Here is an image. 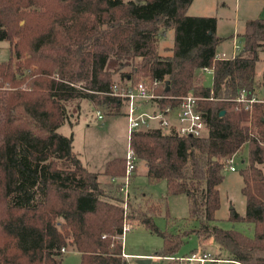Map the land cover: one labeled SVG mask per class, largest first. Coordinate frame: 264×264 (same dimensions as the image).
<instances>
[{
	"label": "trees",
	"instance_id": "obj_1",
	"mask_svg": "<svg viewBox=\"0 0 264 264\" xmlns=\"http://www.w3.org/2000/svg\"><path fill=\"white\" fill-rule=\"evenodd\" d=\"M191 2L0 0V41L11 52L0 62V264H60L66 248L79 253L80 264H129L125 225H142L162 237L155 256L176 255L195 234L200 242L212 238L228 260L264 264V104L249 113L236 102L242 89L250 95L256 86L264 18L247 20L242 49L223 59L216 53L225 39L216 33V17L188 15ZM169 29L173 45L163 56L158 44ZM203 67L211 69L210 86L195 83ZM135 75L161 81L160 108L178 105L190 92L201 98L206 136L152 128L128 139L150 181L165 180L168 194L186 196V228L177 232L155 225L156 204L125 209L120 185L104 191L98 173L74 151L73 134L58 131L73 124V100L76 110L86 100L118 114L122 102L111 87ZM244 146L247 162L239 172L245 213L232 210L229 220L252 224L251 237L219 227L215 216L224 160ZM124 170L125 159L113 158L103 173L119 177Z\"/></svg>",
	"mask_w": 264,
	"mask_h": 264
},
{
	"label": "rangeland",
	"instance_id": "obj_2",
	"mask_svg": "<svg viewBox=\"0 0 264 264\" xmlns=\"http://www.w3.org/2000/svg\"><path fill=\"white\" fill-rule=\"evenodd\" d=\"M226 6L218 5L213 6L209 11L212 16L217 19V34L225 37L222 44L217 48V53L222 54V51H231V44L229 36L235 34L237 37V44L242 46V37L238 35L243 31L244 23L240 20L237 22V14H242V5H246V0L241 2L239 8H237L238 0H223ZM210 6L211 0H208ZM239 32V33H238ZM173 30L169 29L165 39L159 40L158 50L160 53L168 54V46L173 43ZM6 42H0V54L5 51ZM227 53V52H226ZM3 59H0L2 61ZM264 68V54L260 55V60L256 65V86L262 87L264 91V80L261 78V72ZM129 70V67H125L124 70ZM115 80L119 79L118 74H114ZM141 79H146L141 76H133L131 82H135ZM210 86L212 81L211 73L204 72L196 74L195 83H203ZM124 83V82H122ZM77 103L75 100L69 103V110L74 112L72 121L77 123L72 127L66 122L58 131L64 135L73 134L74 151L78 153L79 159L82 163L91 170H100L101 164L110 158L118 157L125 158L128 152V121L125 115V107L121 106L118 114L109 115L106 114L104 109H95L86 100L78 102V108L75 109ZM95 109V110H94ZM96 110L103 114V119L97 120L95 116ZM148 108L140 107L136 113L146 112ZM155 124V123H153ZM247 162V148L244 146L243 150L234 158V165L236 171H229L224 169V178L221 184L218 186L220 194V207L216 211V224L223 229L234 228L242 232L243 234L251 237L254 234L253 225L246 222H235L229 220L230 212L235 210L237 213L243 215L245 212V198L241 192L243 186L242 176L239 172L241 168L245 166ZM136 171L131 175L128 191L130 195L128 197L127 204H131V209L142 207L146 209L150 205L156 204L158 211L153 215V221L161 230H167L168 232H177L180 229L186 228L184 219L188 216V204L186 196L184 194L170 195L167 193V184L165 180L150 181L146 176L145 165L142 160H137ZM123 176V175H122ZM122 176L115 177L116 179L110 183L113 188L119 186L122 182ZM111 177V176H110ZM111 193V192H110ZM123 199V197H122ZM129 211V207L126 208ZM167 212V213H166ZM166 215L169 216L168 222ZM134 224L135 220H131ZM208 240V241H205ZM201 242H207L206 248L211 254L209 258L215 257V250L218 249L216 242L212 239H205ZM163 239L157 233L151 232L142 225H136L133 228L126 231L123 235V251L128 254L126 259L129 264H138V260L142 259L136 254H155L162 247ZM197 236L191 234L190 237L185 238L177 255H188L191 250L197 248L199 244ZM221 257L225 256V251L221 252ZM207 255V254H206ZM220 255V254H219ZM150 264H168L163 259L150 258ZM60 264H80L79 253L72 249L66 248V252L63 254V258ZM198 264V263H192ZM205 264H218L213 262H207ZM219 264H235L233 262H223Z\"/></svg>",
	"mask_w": 264,
	"mask_h": 264
},
{
	"label": "built area",
	"instance_id": "obj_3",
	"mask_svg": "<svg viewBox=\"0 0 264 264\" xmlns=\"http://www.w3.org/2000/svg\"><path fill=\"white\" fill-rule=\"evenodd\" d=\"M241 49L242 48L235 43L234 56L239 53ZM200 71L211 73V69L208 67L200 68ZM160 84L161 81L141 79L135 82H116L112 85L111 94L119 98L122 102V106L125 107V115L128 121V139L133 131L148 130L152 128H159L166 133L173 131L180 136H206L208 130L205 113L198 108V102L201 98L190 92L181 99L178 105L160 108L157 103V99L160 98V96L156 93V89ZM236 102L240 104L241 108L251 113L254 104H264V91H262V87L254 86L252 93L248 95V93L242 89L236 97ZM145 103L153 105L154 110L136 113V111ZM95 116L97 120L101 121L103 119V114L98 110H96ZM128 149L129 150L124 158L125 170L119 189V192L123 197L122 204L125 209L127 208V200L129 197V180L135 171L137 163V158L132 153L129 146ZM235 157L236 154H233L231 157L224 160L225 169L236 171L234 165ZM129 229H131V225H125L124 233ZM62 251L64 253L66 252L65 249H62ZM123 256L125 258L127 257L124 254ZM164 258L179 262V264L192 261L204 262L205 260H208L206 254L198 255L196 253H191L186 256H168Z\"/></svg>",
	"mask_w": 264,
	"mask_h": 264
},
{
	"label": "crops",
	"instance_id": "obj_4",
	"mask_svg": "<svg viewBox=\"0 0 264 264\" xmlns=\"http://www.w3.org/2000/svg\"><path fill=\"white\" fill-rule=\"evenodd\" d=\"M212 1V3L213 4H211V6H210V3L208 2V0H192V2H191V4L189 5V7H188V9H187V14L188 15H191V16H212V14H210V10L212 9V7L213 6H218L220 3V5H222L223 7L224 6H226V4H225V2L223 1V0H211ZM243 0H238L237 1V8H239V6L241 5V2H242ZM246 2V5H244V7H243V5H242V14H237V16H238V18H237V22H240V20L241 21H243V23H244V27H245V23H246V21L247 20H250V19H255V18H264V0H246V1H244L243 3H245ZM217 26H218V24L216 25V33H217ZM243 31H244V28H243ZM243 31L242 32H238L239 34L238 35H240L241 36V34L243 33ZM166 35H167V32H166V34L163 36V37H161V39H165L166 38ZM173 35H174V33H173ZM218 36H220L219 34H217ZM221 37H223V36H221ZM242 37V36H241ZM223 38H225V37H223ZM229 38H230V41L232 42V44H231V51L229 52V51H225V52H223L222 51V54H218L217 53V48L220 46V44H222L223 42L221 41L219 44H218V46H217V48H216V53H217V56L219 57V58H223V59H227V58H231V57H233L234 56V54H235V50H234V44L236 43L237 44V41H236V39H237V37L235 36V34H231L230 36H229ZM160 39V40H161ZM243 39V38H242ZM225 40V39H224ZM0 42H6V47H5V49H3V50H5V51H3L1 54H0V59H3L2 61H0V62H3V61H7L8 59H9V57H10V55H11V52H10V45H9V43L7 42V41H0ZM172 45H173V43H172ZM172 45L171 46H168V49H169V52L170 53H168V54H163V53H160L159 52V50H158V52H159V54L160 55H163V56H168V55H170L171 54V51H170V48L172 47ZM238 45V44H237ZM240 46V45H239ZM241 48L243 47V41H242V46H240ZM227 52V53H226ZM262 54H264V52H261L260 53V55H262ZM197 73H201L202 75H203V73L204 72H202V71H200V70H198V72ZM197 84H199V83H197ZM201 84V83H200ZM202 85H204V79H203V83H202ZM142 108H148L149 110H148V112L149 111H152V110H154V106L153 105H150V104H143L142 106H141ZM72 121V120H71ZM73 122V121H72ZM78 122V120L76 121V122H73V124H75V123H77ZM68 124H69V122H67ZM73 124L71 125V124H69V126L70 127H72L73 126ZM74 140V139H73ZM73 149H74V145H73ZM77 153V152H76ZM78 154V153H77ZM114 158H118V157H114ZM111 159H113V158H110V159H108V160H111ZM108 160H105L102 164H101V168H100V170H91V169H88V170H90V171H93V172H96V173H98V177H97V180H98V182H99V184H100V186H101V188L104 190V191H106L107 193H109L111 190H113V186L111 185L112 183H110V182H112V181H114L116 178L115 177H110V176H108V175H106V174H104L103 173V170H104V165H105V163L108 161ZM144 162V161H143ZM144 165H145V162H144ZM136 169L137 168H135V171H136ZM145 172H146V176H147V167H146V165H145ZM134 171V172H135ZM131 196H133V193L130 195V193H129V197L131 198ZM245 213V212H244ZM241 215V214H240ZM244 215V214H243ZM209 239V238H208ZM205 241H208V240H205ZM200 242V241H199ZM207 242H201L200 244H199V246L197 247V248H194V250H191L190 251V253L188 254V255H190L191 253H196V254H198V255H202V254H207V256H208V260H205L204 262H199V261H192V262H184V263H182V264H192V263H198V264H205V263H207V262H213V263H223V262H233V263H235V264H239L238 262H235V261H231V260H228L227 259V256H226V253H225V256L224 257H221V255H222V251L223 250H220L219 249V247H218V249H216L215 250V257L214 258H209L210 256L209 255H211L209 252H208V250H207V248H206V244ZM218 246V245H217ZM123 254L124 255H126L127 257H128V254L127 253H125L124 251H123ZM220 254V255H219ZM136 255H138V256H140V257H143V258H147V257H149V258H152V259H163V260H165V261H167L168 262V264H179V262H176V261H172V260H169V259H166V258H164V257H160V256H155V255H153V254H136ZM174 256H177V257H179L180 255H174ZM184 256H186V255H184Z\"/></svg>",
	"mask_w": 264,
	"mask_h": 264
},
{
	"label": "water",
	"instance_id": "obj_5",
	"mask_svg": "<svg viewBox=\"0 0 264 264\" xmlns=\"http://www.w3.org/2000/svg\"><path fill=\"white\" fill-rule=\"evenodd\" d=\"M166 88H168V81H166ZM223 112H221V114H222ZM151 263V260H150V258L149 257H147V258H142V259H140V260H138V264H150Z\"/></svg>",
	"mask_w": 264,
	"mask_h": 264
}]
</instances>
